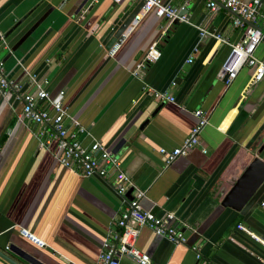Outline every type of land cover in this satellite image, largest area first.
I'll use <instances>...</instances> for the list:
<instances>
[{
  "label": "crops",
  "instance_id": "crops-1",
  "mask_svg": "<svg viewBox=\"0 0 264 264\" xmlns=\"http://www.w3.org/2000/svg\"><path fill=\"white\" fill-rule=\"evenodd\" d=\"M88 1L0 0V61L7 77L21 81L25 92L34 87L22 67L44 81L49 98L60 100L69 118L85 128L76 137L83 144L97 140L119 159L130 196L143 191V209L173 213L186 245H173L147 227L138 231L135 247L154 264H264V248L236 228L264 235V182L239 211L220 204L231 176L264 144V77L251 82V69L242 67L226 85L217 72L228 45L199 35L201 27L238 41L242 32L231 13L221 6L210 10L206 0H161L189 22L175 21L163 31L164 19L154 9L139 12L109 55L102 33L138 0H98L82 11ZM151 45L159 57L147 61ZM255 56L264 61V40ZM138 63L142 68L134 75ZM148 90L165 92L173 102L156 101ZM196 109L208 118L199 144L165 167L158 149L182 142ZM21 113L12 90L0 94V251L18 264H96L125 204L114 191L112 172L83 177L61 166L50 128ZM70 119L65 124L75 131ZM259 156L264 159V147ZM20 229L45 246L28 241ZM0 264L11 263L0 257ZM120 264L136 263L124 256Z\"/></svg>",
  "mask_w": 264,
  "mask_h": 264
},
{
  "label": "built area",
  "instance_id": "built-area-1",
  "mask_svg": "<svg viewBox=\"0 0 264 264\" xmlns=\"http://www.w3.org/2000/svg\"><path fill=\"white\" fill-rule=\"evenodd\" d=\"M97 1L89 0L87 5L82 8V11H85ZM113 1L119 2V0ZM261 2L262 0H206V6L212 11L219 7V3L228 8L233 13L230 15L232 25L240 28L242 32L240 39L231 43L217 33L208 32L198 27L200 36L213 37L229 47V51L217 72L218 78L226 75L224 80L226 85L232 82L242 67L251 69V82L259 81L264 77V61L255 56L257 46L264 40V14L261 15L259 13ZM150 9H154V14L164 19L163 31L175 21L189 22L184 15L178 12V9L161 0H143V5L134 16L132 23H136L139 12H146ZM258 18L262 19V25L259 27L261 30L253 28L244 22L248 21L256 24ZM122 37L123 35L118 38L119 41H121ZM0 39L3 42L1 33ZM119 43L116 42L110 47V50L108 49L109 55L113 54ZM158 57L159 50L154 45L149 47L144 56L147 61H154ZM141 68L142 64L138 63L132 73L136 75ZM21 72L22 77L33 85V91H23L21 81L7 77L0 61V94L4 95L7 90H12L16 98L22 102V117L35 124L47 125L50 128V135L56 143V150L53 156L61 166L77 170L83 177L96 175L103 178L111 170L114 179V191L124 199V207L115 219L117 230L110 231L107 238L102 240L96 264H120V259L124 256L130 257L136 264H154L146 253L135 247L136 237L141 227L149 228L155 235L165 238L173 245H186L183 231L173 224L175 219L173 213L163 212L157 215L151 209H143L139 202L143 196V191L140 190L131 192L129 199L125 198L124 194L131 186V183L123 173L119 159L95 139L90 140L88 144H83L76 137V133L85 132V128L74 119L69 118L67 109L60 100L49 98L48 93L42 86L44 81L40 83L35 74L30 73L24 67H22ZM146 93L150 94L156 101L167 100L173 102V97L165 92L148 90ZM39 102H45L46 107H38ZM193 116L196 119L195 124L178 146L170 150L158 149V152L163 156V165L165 167L177 157L185 155L189 149L199 144V133L207 124L208 118L200 109L194 110ZM67 119H70V124L76 128L75 131L70 130L66 126L65 120ZM205 151L204 148H201V152L204 153ZM259 205L264 209V201H261ZM236 228L246 233L255 243L264 248V235L254 233L241 224H237ZM19 232L34 245L38 247L45 246L41 239L28 231L20 229ZM189 248L194 252L195 259H198L200 254L197 246L191 244Z\"/></svg>",
  "mask_w": 264,
  "mask_h": 264
},
{
  "label": "water",
  "instance_id": "water-1",
  "mask_svg": "<svg viewBox=\"0 0 264 264\" xmlns=\"http://www.w3.org/2000/svg\"><path fill=\"white\" fill-rule=\"evenodd\" d=\"M143 5V0H138L137 3L129 10H125L120 16H115L111 23L107 26L100 37V41L105 49H110L120 35L128 28L132 23L134 16L141 9ZM219 6L223 7L229 13L230 10L224 7L221 3ZM249 26L260 29L257 25L244 21ZM261 30V29H260ZM226 75L219 78L220 81L224 82ZM263 145H259L257 153L251 158V160L244 165L241 171L235 175L231 176L228 181V188L221 197L220 204L222 206H228L236 211H239L255 194L258 188L264 182V159L259 156ZM129 188L124 194L125 198H130ZM17 252V251H16ZM18 255L27 260H32V258L27 255L24 251L19 250ZM0 257L11 264H18L12 259H10L6 254L0 251Z\"/></svg>",
  "mask_w": 264,
  "mask_h": 264
}]
</instances>
